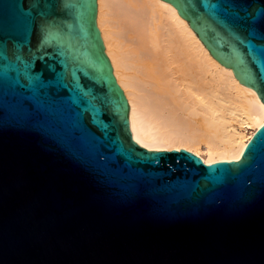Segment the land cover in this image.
Masks as SVG:
<instances>
[{"label": "water", "instance_id": "1", "mask_svg": "<svg viewBox=\"0 0 264 264\" xmlns=\"http://www.w3.org/2000/svg\"><path fill=\"white\" fill-rule=\"evenodd\" d=\"M264 104V0H163ZM96 0H0V264H264V124L237 161L148 150Z\"/></svg>", "mask_w": 264, "mask_h": 264}, {"label": "bare ground", "instance_id": "2", "mask_svg": "<svg viewBox=\"0 0 264 264\" xmlns=\"http://www.w3.org/2000/svg\"><path fill=\"white\" fill-rule=\"evenodd\" d=\"M95 23L128 104L132 139L237 161L264 124V104L218 62L163 0H96Z\"/></svg>", "mask_w": 264, "mask_h": 264}]
</instances>
